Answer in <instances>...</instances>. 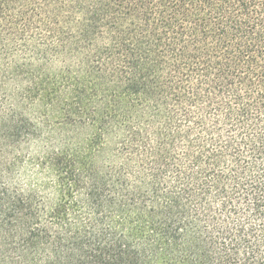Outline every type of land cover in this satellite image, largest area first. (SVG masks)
Listing matches in <instances>:
<instances>
[{
	"label": "trees",
	"instance_id": "obj_1",
	"mask_svg": "<svg viewBox=\"0 0 264 264\" xmlns=\"http://www.w3.org/2000/svg\"><path fill=\"white\" fill-rule=\"evenodd\" d=\"M0 264H264V0H0Z\"/></svg>",
	"mask_w": 264,
	"mask_h": 264
}]
</instances>
